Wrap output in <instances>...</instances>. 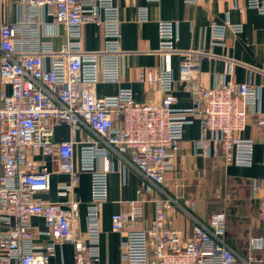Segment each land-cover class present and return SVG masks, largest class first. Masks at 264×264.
I'll use <instances>...</instances> for the list:
<instances>
[{"label":"built area","instance_id":"1","mask_svg":"<svg viewBox=\"0 0 264 264\" xmlns=\"http://www.w3.org/2000/svg\"><path fill=\"white\" fill-rule=\"evenodd\" d=\"M195 2V0H186ZM17 18L12 20L8 0H0V264H49L57 244L72 242L74 259L61 264H111L100 255V203L108 199L111 155H117L142 176L141 198L130 201L129 214L112 215V230L125 231L123 252L114 264H257L255 252L264 250V237L253 236L247 253L226 239V213L197 216L193 198L171 192L166 175L177 170V157L186 124L199 120L200 136L194 140L197 153L221 159L226 165L251 166L254 140L245 137L250 116L261 114V86L251 80L227 82L210 87H190L194 104L176 106L173 71L162 65L140 71L138 81L160 88L165 96L158 103L137 102L130 87L98 97V82H120L124 76L121 20L114 0H12ZM264 12V0H248ZM141 18L147 17L142 10ZM51 17L52 21H48ZM102 25V49L83 48V26ZM61 27L66 40L56 48L54 37ZM228 29L242 26L230 21L213 23L212 43H224ZM161 52L174 50L177 23L159 22ZM205 55L185 51L180 63L189 75ZM68 125L71 138L55 140L54 130ZM83 136L77 138V133ZM49 156L50 163L39 158ZM75 160L79 165L76 166ZM101 160V166L98 161ZM81 170L91 175V198L83 235L74 231L70 209L60 202L34 198L51 187L54 171L70 174L68 183L58 185L65 195L77 182ZM264 182L254 181V197ZM150 194L155 217L144 229L135 228L142 216V197ZM217 194L227 199V195ZM258 196V195H257ZM192 221L185 232L172 224L178 212ZM33 215L42 216L45 229L34 230ZM258 217L264 220V198ZM49 236L42 251L34 245L36 234Z\"/></svg>","mask_w":264,"mask_h":264},{"label":"crops","instance_id":"2","mask_svg":"<svg viewBox=\"0 0 264 264\" xmlns=\"http://www.w3.org/2000/svg\"><path fill=\"white\" fill-rule=\"evenodd\" d=\"M114 3L119 9L121 20L124 76L120 82H98L95 86L98 97L115 94L122 87H130L137 102L158 103L165 92L158 87H150L137 78L143 69H157L164 65L175 76L176 106L190 107L194 104L190 89L192 85L210 87L230 81L251 80L261 86L260 107L264 119V12L250 6L248 0H114ZM142 10L146 11L145 19L140 16ZM16 18L17 14L11 19ZM162 20L177 23L178 40L174 50L161 52L159 48L158 26ZM48 21H52L51 17H48ZM225 21L240 24L242 29L236 32L228 29L224 43H212V24ZM65 36L64 30L59 27L58 35L54 37L56 48L62 46ZM103 43L102 25L98 22L86 23L83 26V48L98 51L102 49ZM188 50L204 52L205 55L200 59L196 70L185 75L180 71V63L183 53ZM2 89L10 91L8 85L0 82V90ZM201 129L199 120L186 124L176 161L178 168L166 175L168 188L171 192H181L185 197L204 195L207 189L212 191L217 186L216 191L222 188V195L229 193L227 199H220L227 216L229 236L237 249L248 250L251 237H264V220L258 217L264 188L258 190L256 197L253 191L255 180L264 182V124L258 126L256 115H251L248 126L243 131L245 137L254 140V162L251 166L226 165L219 158L197 153L194 140L200 136ZM83 134L79 132L76 136L80 138ZM69 138L71 132L68 125L55 128V140ZM39 158L50 163L49 156L39 155ZM110 158L113 169L108 174V199L100 203V255L103 261L114 264L121 259L125 231L112 230V215L131 212L130 201L141 198L138 189L143 179L131 166L123 165L117 155H111ZM75 162L78 166V160ZM98 166H101V160L98 161ZM70 179V174L65 171L52 172L50 190L38 191L34 198L60 202L67 209L71 208L73 202H77L72 213V225L75 232L83 235L87 227V206L91 198V175L88 170H81L71 189L65 195L59 194L58 185L68 183ZM142 197L145 198L141 203L142 216L134 226L138 229L148 227L155 217L153 198L146 193ZM194 199V213L207 218L213 212L211 206L214 207L215 202L211 199L205 202L203 198ZM30 221L35 231L46 228L42 216L33 215ZM171 222L185 232L191 231L192 221L185 211L176 213ZM48 241L49 236L37 233L34 237L35 249L42 251ZM74 252L75 245L72 242L57 244L55 255L49 264L70 263L74 259ZM255 254L257 263L264 264V250Z\"/></svg>","mask_w":264,"mask_h":264},{"label":"rangeland","instance_id":"3","mask_svg":"<svg viewBox=\"0 0 264 264\" xmlns=\"http://www.w3.org/2000/svg\"><path fill=\"white\" fill-rule=\"evenodd\" d=\"M8 4H9V13H10V17L11 18H13V17H16V7H15V4L12 2V0H8ZM218 188V186L217 187H214V189H212V191H208V189H207V194L205 193L204 195L203 194H201V195H196V196H194L195 198H199V199H204V202L206 201V200H208V201H210V199H211V201L213 202H215V205H214V207L213 206H211L212 204H210V206H211V208H212V210H213V212L212 213H214V212H219V211H223V207H222V200H220V198H218L217 197V194H220V195H222V188L221 189H219L218 191H216V189ZM221 190V191H220ZM217 192V193H216ZM216 194V195H215ZM216 196V197H215ZM194 197H192V196H188V198H193L194 199ZM195 200V199H194ZM196 201V200H195ZM218 206H217V205ZM249 249V248H248ZM247 250V249H246ZM243 251V253H247L248 252V250L247 251Z\"/></svg>","mask_w":264,"mask_h":264},{"label":"trees","instance_id":"4","mask_svg":"<svg viewBox=\"0 0 264 264\" xmlns=\"http://www.w3.org/2000/svg\"><path fill=\"white\" fill-rule=\"evenodd\" d=\"M221 199V198H220ZM226 218H227V216H226ZM228 227V224H227V220H226V239L228 240V242L233 246V247H235V244H234V242H232L231 241V237L229 236V228H227ZM236 249H237V247H235ZM247 248H245L244 250H241V249H237V250H239V251H241V252H243V251H245ZM258 264V263H257Z\"/></svg>","mask_w":264,"mask_h":264}]
</instances>
